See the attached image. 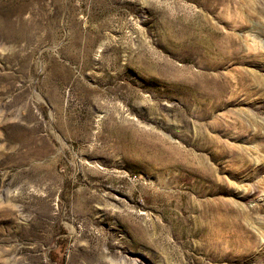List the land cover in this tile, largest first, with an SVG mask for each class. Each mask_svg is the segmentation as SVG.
<instances>
[{
  "label": "rangeland",
  "instance_id": "1",
  "mask_svg": "<svg viewBox=\"0 0 264 264\" xmlns=\"http://www.w3.org/2000/svg\"><path fill=\"white\" fill-rule=\"evenodd\" d=\"M0 207V264H264V0H0Z\"/></svg>",
  "mask_w": 264,
  "mask_h": 264
},
{
  "label": "bare ground",
  "instance_id": "2",
  "mask_svg": "<svg viewBox=\"0 0 264 264\" xmlns=\"http://www.w3.org/2000/svg\"><path fill=\"white\" fill-rule=\"evenodd\" d=\"M240 49V48H239ZM235 53V52H234ZM205 80V79H204ZM215 82V81H214ZM197 84V83H196ZM206 92V91H205ZM197 93V92H196ZM205 94V93H204ZM209 94V93H208ZM202 102V101H201ZM225 117V116H224ZM3 207V206H2ZM222 207V206H221ZM1 208V207H0ZM205 211V210H204ZM231 211H233L231 208H228L227 210H225L222 214H220V216H228V215H230L231 213H229V212H231ZM227 214V215H226ZM3 216V215H2ZM8 216V215H7ZM233 216V215H232ZM236 217H238V216H236ZM217 218V217H216ZM228 218V217H227ZM227 218H224V219H227ZM235 218V217H234ZM233 218V219H234ZM218 219V218H217ZM224 219H222V220H224ZM233 219H231V220H233ZM236 219V218H235ZM218 221V220H217ZM222 225V224H221ZM227 225H228V223H227ZM225 226V225H224ZM235 263V262H234ZM241 264V263H240Z\"/></svg>",
  "mask_w": 264,
  "mask_h": 264
}]
</instances>
